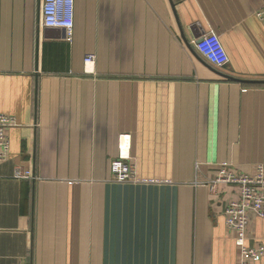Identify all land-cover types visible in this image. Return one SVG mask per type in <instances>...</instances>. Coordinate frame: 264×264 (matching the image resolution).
<instances>
[{"label":"crops","instance_id":"crops-1","mask_svg":"<svg viewBox=\"0 0 264 264\" xmlns=\"http://www.w3.org/2000/svg\"><path fill=\"white\" fill-rule=\"evenodd\" d=\"M41 6L0 0V114L17 123L0 162V264H240L224 216L239 189L208 185L221 164H264V0H75L71 43ZM210 31L224 70L196 48ZM123 134L134 183L112 180ZM19 166L34 180L15 179ZM247 245L264 247V216Z\"/></svg>","mask_w":264,"mask_h":264},{"label":"built area","instance_id":"built-area-1","mask_svg":"<svg viewBox=\"0 0 264 264\" xmlns=\"http://www.w3.org/2000/svg\"><path fill=\"white\" fill-rule=\"evenodd\" d=\"M181 2L183 0H172ZM42 24L48 29H58L65 32L68 43L73 41L75 0H41ZM255 17L264 26V7L255 12ZM196 48L200 55L219 70H224L230 64L229 55L219 36L213 31L203 34L196 40ZM95 55L85 58L87 67L93 65ZM17 126L14 117L0 114V162L7 160L11 143L8 132ZM119 156L111 162L112 180L116 183L136 182V167L131 158V136L123 134L119 138ZM17 180H34L32 172L19 166L15 170ZM229 185L239 189V198L231 200L224 209L226 226L235 233V243L240 248V264H256L264 256V247H249L248 228L251 216H264V164L257 165L252 174L238 172L228 163L219 165L217 177L209 183V188L217 194V186Z\"/></svg>","mask_w":264,"mask_h":264},{"label":"water","instance_id":"water-1","mask_svg":"<svg viewBox=\"0 0 264 264\" xmlns=\"http://www.w3.org/2000/svg\"><path fill=\"white\" fill-rule=\"evenodd\" d=\"M221 76H224L225 78H227V79H230V80H232V81H238V80H235V79H233V78H230V77H228V76H225V75H221ZM254 84H257V82H256V83H254ZM258 84H264V82H258Z\"/></svg>","mask_w":264,"mask_h":264}]
</instances>
